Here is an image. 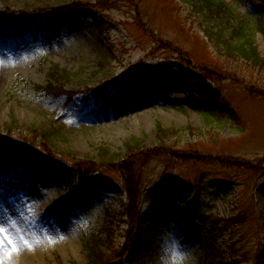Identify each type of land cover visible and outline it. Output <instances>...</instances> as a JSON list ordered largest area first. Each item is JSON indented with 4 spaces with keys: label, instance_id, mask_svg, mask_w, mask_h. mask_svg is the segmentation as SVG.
Segmentation results:
<instances>
[{
    "label": "rangeland",
    "instance_id": "obj_1",
    "mask_svg": "<svg viewBox=\"0 0 264 264\" xmlns=\"http://www.w3.org/2000/svg\"><path fill=\"white\" fill-rule=\"evenodd\" d=\"M239 26L264 56V0H0V264H264V66L216 39Z\"/></svg>",
    "mask_w": 264,
    "mask_h": 264
},
{
    "label": "trees",
    "instance_id": "obj_2",
    "mask_svg": "<svg viewBox=\"0 0 264 264\" xmlns=\"http://www.w3.org/2000/svg\"><path fill=\"white\" fill-rule=\"evenodd\" d=\"M242 29H243V31H241L240 26H239L238 29H236V30L233 29L232 32L229 33L228 36H223V35L216 33L217 34L216 39H219L220 43L224 44V49H225L226 55L231 56V57H238V58L242 57L249 64L261 65V66L263 65L264 66V56H260V54L258 53L257 49L254 47L252 42H250L247 46H245L239 42V38L237 36L238 31L243 32L245 35L249 36L248 35L249 32H247L244 29V27H242ZM65 78H66V76L63 73V71H59L56 68H52L48 74L49 81L47 83V86L45 87V89H42V90L45 91L46 93H51L52 95H59V94L65 93V92H62V87L64 86L63 83H64ZM56 89L59 90V92H57V94H55L53 91ZM50 90H52V91H50ZM157 128H158L159 132L163 131L160 128V126H157ZM31 136H32V139H36L37 142L47 141L50 137H52V132L51 133L49 131L44 132V133L39 134L38 136H36L35 134H31ZM9 142H16V141L14 138L0 135V145L11 146V144H7ZM27 147L28 146H26L25 148H27ZM147 153H148V150L144 149L143 151H141L140 154H147ZM126 176L130 177L129 175H126ZM131 189L134 193L135 192L134 187H131ZM191 208L192 207H188L187 212L185 213V217L189 215V213L191 212ZM108 241H110V237H109V240L107 238V242ZM98 244H99V242L97 243V246L91 247V248L89 247L91 249L92 254H94V252L92 251L93 249L99 248ZM203 249H206V250L204 251L201 258L199 259L198 264H229L230 263L226 259L222 258L221 255H216V253H214L215 251L213 250V248H211V246L204 244Z\"/></svg>",
    "mask_w": 264,
    "mask_h": 264
},
{
    "label": "bare ground",
    "instance_id": "obj_3",
    "mask_svg": "<svg viewBox=\"0 0 264 264\" xmlns=\"http://www.w3.org/2000/svg\"><path fill=\"white\" fill-rule=\"evenodd\" d=\"M3 33L2 32H0V36L2 35ZM130 108H134L133 106H131ZM123 110H125V111H127V110H129V106L126 108V109H123Z\"/></svg>",
    "mask_w": 264,
    "mask_h": 264
},
{
    "label": "clouds",
    "instance_id": "obj_4",
    "mask_svg": "<svg viewBox=\"0 0 264 264\" xmlns=\"http://www.w3.org/2000/svg\"><path fill=\"white\" fill-rule=\"evenodd\" d=\"M0 232H2V230H0Z\"/></svg>",
    "mask_w": 264,
    "mask_h": 264
}]
</instances>
